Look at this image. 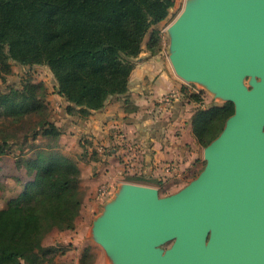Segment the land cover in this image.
<instances>
[{
    "label": "water",
    "instance_id": "obj_1",
    "mask_svg": "<svg viewBox=\"0 0 264 264\" xmlns=\"http://www.w3.org/2000/svg\"><path fill=\"white\" fill-rule=\"evenodd\" d=\"M167 33L176 75L235 112L197 178L168 196L123 183L92 239L114 264H264V0H188Z\"/></svg>",
    "mask_w": 264,
    "mask_h": 264
},
{
    "label": "trees",
    "instance_id": "obj_2",
    "mask_svg": "<svg viewBox=\"0 0 264 264\" xmlns=\"http://www.w3.org/2000/svg\"><path fill=\"white\" fill-rule=\"evenodd\" d=\"M175 4L176 0H0L2 78L11 74L13 63L48 66L58 83L57 95L70 103L69 116L87 117L114 99L130 104L134 60L151 28L173 16ZM39 89L44 91L31 83L0 91V116L6 119L2 126L29 113L46 112L49 104ZM189 98L203 102L198 94ZM234 112L232 102L199 108L192 118L198 144L206 147L216 139ZM37 128L30 139L41 134L57 141L64 133L55 118L48 117ZM14 139L23 151L25 135L0 130V156ZM27 168L35 177L0 209V264H49L46 256L59 249L44 247L45 235L53 229H75L81 212V170L73 158L55 146L39 148Z\"/></svg>",
    "mask_w": 264,
    "mask_h": 264
},
{
    "label": "crops",
    "instance_id": "obj_3",
    "mask_svg": "<svg viewBox=\"0 0 264 264\" xmlns=\"http://www.w3.org/2000/svg\"><path fill=\"white\" fill-rule=\"evenodd\" d=\"M177 7L176 2L174 10ZM171 17L153 28L163 31ZM173 21L164 29L167 38V29ZM163 52L162 49L152 52L145 45L136 58L128 85V99L134 110L126 111V99H114L103 110L87 117L69 116L66 110L70 103L63 98V107L56 118L57 126L64 129L59 138L61 151L78 158L80 144L89 139L96 156L78 164L84 198L76 228L74 231L53 229L44 237V246L58 239L60 247L76 249L79 259L86 241L96 243L92 239L93 223L123 183L167 186L174 194L187 185L188 177L202 170L204 148L194 137L192 118L199 108L220 106L224 102L198 103L184 97L183 82ZM176 92L178 97L163 101L166 95ZM134 142L136 151L128 150L127 145ZM102 185L110 192L115 190L112 197L99 199L97 193Z\"/></svg>",
    "mask_w": 264,
    "mask_h": 264
},
{
    "label": "rangeland",
    "instance_id": "obj_4",
    "mask_svg": "<svg viewBox=\"0 0 264 264\" xmlns=\"http://www.w3.org/2000/svg\"><path fill=\"white\" fill-rule=\"evenodd\" d=\"M187 1L188 0H176V2L178 3L177 10L173 9V16L168 19L167 23L164 26L165 28L163 27V31L159 28L154 29L152 27L149 31L150 35H146L147 41L145 40L146 36L143 41V46L146 45L147 48H150V46H155L156 49H154L153 52L162 49V51H164L163 54L165 55L166 60L170 63V65L171 62L169 49L171 40L164 35L165 30L170 24V21L175 20L182 12ZM152 31H155V33L153 34ZM152 34L154 37L153 41L151 42ZM135 61L136 59L134 60V62ZM178 78L183 82L182 92L185 95H183L184 97L189 98V96H191L192 94H198L204 101H206L207 104L223 103L222 100H218L217 102L214 101L216 99L215 95L205 86L197 82H185L180 77ZM258 80V78L247 76L243 79V84L245 85V87L250 89L252 88V84ZM31 83L41 85L43 87L44 91L39 89L38 93L42 94V92H44V100L45 102H48L49 109L46 112L44 111L42 113H29L22 120L16 122L15 124L5 123V127L2 126L3 124L1 123L6 121V119L5 117L0 116V130L7 131L8 134L15 133L18 137H21L23 135L27 137L23 151H20V146L18 144H15L17 140L14 139V142L12 141L11 144L6 147V154L0 156V209L5 207L10 199L17 197L20 194L23 184L33 180V178L35 177V172H32L27 168V163L36 158L39 148L49 149L51 146H55L61 153H63L59 147V139L57 141L49 140L47 138H44L41 134L37 136L36 140L30 139L31 133L38 129L37 127L40 122L44 121L48 117L55 118L56 120L63 107L65 98L63 99V97H57L56 87L58 86V83L49 67L45 65L21 66L17 63H13L11 74H7L2 78V74L0 73V91L3 92L9 91L13 87L23 89L24 86ZM169 95H174L173 99L178 97L177 92L170 93ZM126 105L128 108L135 109L132 106V103H126ZM91 143V140L86 139L84 143L80 144L81 153L78 158L76 156L73 158L69 154L65 155L73 158L77 164H79L80 161L87 159L88 157L93 158L94 156H96V153L94 154V151L96 150L91 147L93 144ZM134 143L137 144L136 142ZM206 163L207 162L205 160L202 166V170L205 168ZM201 171H196L195 173H193V175L188 177V181H186V184L188 185L192 180L197 178ZM103 186L106 185L100 186L97 193V196L101 200H105V198L113 195L115 191L113 190V192H110L105 198H103L100 193V190ZM157 188L159 189L161 196H168L172 193L167 186L165 187L160 185ZM82 190L84 193L83 188ZM72 231H74V229ZM173 242L174 241H171L162 245L161 249L166 251L173 245ZM60 243L61 242L56 239L53 244L44 246L47 248L56 247L57 249H59L58 251L52 250V252L48 253L46 258L49 259V264H82V259L86 261V264H114L112 259L105 252L104 248L98 243L92 244L86 241L83 246L84 250H82V257L79 259L78 255L76 254V249L74 251L73 248H68L67 246L60 247Z\"/></svg>",
    "mask_w": 264,
    "mask_h": 264
},
{
    "label": "built area",
    "instance_id": "obj_5",
    "mask_svg": "<svg viewBox=\"0 0 264 264\" xmlns=\"http://www.w3.org/2000/svg\"><path fill=\"white\" fill-rule=\"evenodd\" d=\"M173 98H174V95H168V96H165V97L163 98V101H165V102H170L171 99H173ZM127 148H128V150H132V151L135 150V151H136L137 145H136L135 143H131V144L127 145ZM168 168H170V166H169ZM168 168H167V169H168ZM100 193H101V196H102L103 198H105V197L107 196V194L110 193V190L108 189L107 186H103V187L101 188V190H100Z\"/></svg>",
    "mask_w": 264,
    "mask_h": 264
}]
</instances>
